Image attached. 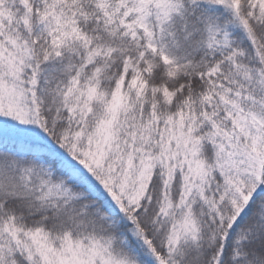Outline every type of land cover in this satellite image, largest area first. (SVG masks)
Here are the masks:
<instances>
[{"label":"snow or ice","instance_id":"6c2138e0","mask_svg":"<svg viewBox=\"0 0 264 264\" xmlns=\"http://www.w3.org/2000/svg\"><path fill=\"white\" fill-rule=\"evenodd\" d=\"M0 264H264V0H0Z\"/></svg>","mask_w":264,"mask_h":264}]
</instances>
